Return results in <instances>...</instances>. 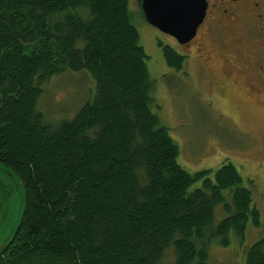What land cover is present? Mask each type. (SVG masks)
<instances>
[{"label":"trees","instance_id":"1","mask_svg":"<svg viewBox=\"0 0 264 264\" xmlns=\"http://www.w3.org/2000/svg\"><path fill=\"white\" fill-rule=\"evenodd\" d=\"M158 48L182 72L186 57ZM147 60L128 0H0V165L24 192L0 264H160L169 249L171 264H208L210 246L260 226L232 164H178L152 112ZM66 72L89 73L95 93L51 125L37 110L41 87ZM242 260L264 264V239Z\"/></svg>","mask_w":264,"mask_h":264},{"label":"rangeland","instance_id":"2","mask_svg":"<svg viewBox=\"0 0 264 264\" xmlns=\"http://www.w3.org/2000/svg\"><path fill=\"white\" fill-rule=\"evenodd\" d=\"M128 1L140 45L148 57L153 82L152 112L178 146V164L189 173L214 172L225 163L232 164L251 192L253 205L260 214V226L249 225L241 243L232 239L225 249L215 244L209 248L208 264H244L242 258L249 247L264 239V105L255 104L242 87L228 95L224 105L216 103V98L212 100L206 94V77L195 69L189 57L182 72L170 69L158 48L159 42L179 54H187L191 49L180 48L174 39L150 26L141 15L137 0ZM213 72L221 75L219 67ZM41 89L37 110L46 123L56 125L72 120L93 98L95 83L87 72H66L43 84ZM208 90L209 94L218 95V86ZM12 184L7 222L16 224L24 208L23 189ZM223 217L220 207L216 208L215 222ZM174 260V252L169 249L160 264H171Z\"/></svg>","mask_w":264,"mask_h":264},{"label":"flooded vegetation","instance_id":"3","mask_svg":"<svg viewBox=\"0 0 264 264\" xmlns=\"http://www.w3.org/2000/svg\"><path fill=\"white\" fill-rule=\"evenodd\" d=\"M205 1V17L196 36L179 46L191 51L181 55L193 60L195 69L203 72L206 94L216 98V103L224 105L226 97L242 87L255 104L264 105V0ZM215 67L221 75H213ZM217 86L218 95L209 94L208 87ZM11 186L0 179V230L8 216Z\"/></svg>","mask_w":264,"mask_h":264},{"label":"water","instance_id":"4","mask_svg":"<svg viewBox=\"0 0 264 264\" xmlns=\"http://www.w3.org/2000/svg\"><path fill=\"white\" fill-rule=\"evenodd\" d=\"M140 1V9L145 21L160 33L174 39L178 45L188 44L194 39L197 29L203 22L207 8L205 0ZM0 179H8L12 183H15L16 186L19 184L18 178L2 165H0ZM22 213L20 214L18 223L15 224L14 221L8 223L6 219L3 228L0 230V257L12 243Z\"/></svg>","mask_w":264,"mask_h":264}]
</instances>
